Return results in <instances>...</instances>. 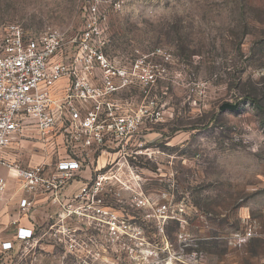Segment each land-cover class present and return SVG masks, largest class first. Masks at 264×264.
Listing matches in <instances>:
<instances>
[{
	"label": "rangeland",
	"instance_id": "374dc122",
	"mask_svg": "<svg viewBox=\"0 0 264 264\" xmlns=\"http://www.w3.org/2000/svg\"><path fill=\"white\" fill-rule=\"evenodd\" d=\"M13 23L89 34L116 74V115H143L100 194L126 228L87 222L106 237L80 251L39 230L0 264H264V0H0V38ZM252 220L256 238L232 247Z\"/></svg>",
	"mask_w": 264,
	"mask_h": 264
},
{
	"label": "built area",
	"instance_id": "2783aa9c",
	"mask_svg": "<svg viewBox=\"0 0 264 264\" xmlns=\"http://www.w3.org/2000/svg\"><path fill=\"white\" fill-rule=\"evenodd\" d=\"M89 41V34L70 37L66 31L51 27L33 34L19 23L6 26L0 38V165L13 172L20 188L31 196L19 202L21 217L33 208L35 194L44 188L58 194L75 179L81 164L76 160L63 161L52 178L45 176L44 165L22 168L10 164L4 160L3 153L14 144L17 134L31 127L50 141L60 120L68 115L69 140L79 143L83 138V143L88 146L92 142L102 144L107 137L123 142L141 124L142 110L116 115L115 106L109 100L118 89L113 81L116 74L104 54L92 53V50L87 53ZM153 55L165 56L166 53L157 49ZM95 64L105 70L101 88L93 83ZM140 77L145 83L156 81L148 67L142 68ZM61 81H66L64 97L55 99L54 90ZM106 179L98 178L92 188L83 190L88 198L97 197L98 205L103 204L100 194L106 188L104 182L111 181ZM8 188L7 180L0 176V217ZM83 211L78 210V213ZM107 216L110 235L115 236L120 225L126 228L115 212ZM258 227L255 220L247 221L242 230L230 235L229 244L234 248L247 245L256 238ZM3 229L0 228V256L10 257L19 247L32 248L38 243L36 233L31 229L19 227L8 239L2 237ZM69 247L80 251L72 240Z\"/></svg>",
	"mask_w": 264,
	"mask_h": 264
},
{
	"label": "crops",
	"instance_id": "0c3cea01",
	"mask_svg": "<svg viewBox=\"0 0 264 264\" xmlns=\"http://www.w3.org/2000/svg\"><path fill=\"white\" fill-rule=\"evenodd\" d=\"M65 86L66 81L57 85L54 90L55 99L64 97ZM88 106L90 107V104ZM69 121L68 115L60 120L50 141L45 140L35 129L27 127L16 135L14 144L4 151L3 158L10 164L22 168L44 165L47 178L57 175L58 164L63 161L76 160L81 164V169L76 171L75 179L58 194L50 192L49 188L35 194L33 208L21 217L19 202L31 196L20 188L13 172L0 165V176L9 184L1 206L0 228L6 226L1 233L3 238L14 236L19 227H24L33 230L39 242V230L46 233L49 229L55 230V236L59 237L62 243L67 244V240H72L81 250L103 247L104 243L100 238L106 235L102 230L89 227L87 222H98L102 218L107 220V214L114 211L108 205L104 206V200L102 205H98L97 197L88 198L83 190L92 188L98 178L110 180L111 169L108 163L115 155L117 145L110 137L105 138L102 144L92 142L88 146L83 143V138L79 143L72 142L69 140L67 129ZM112 184L111 181L104 182L106 187ZM78 210L84 211L78 213ZM14 221H18L17 224H12ZM72 223L74 228H70Z\"/></svg>",
	"mask_w": 264,
	"mask_h": 264
}]
</instances>
